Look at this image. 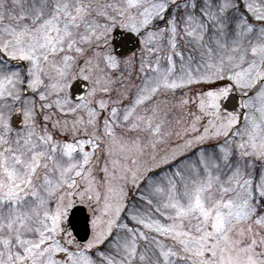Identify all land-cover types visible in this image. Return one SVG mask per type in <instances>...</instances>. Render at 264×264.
Returning <instances> with one entry per match:
<instances>
[{
    "label": "snow or ice",
    "instance_id": "obj_1",
    "mask_svg": "<svg viewBox=\"0 0 264 264\" xmlns=\"http://www.w3.org/2000/svg\"><path fill=\"white\" fill-rule=\"evenodd\" d=\"M0 264H264V0H0Z\"/></svg>",
    "mask_w": 264,
    "mask_h": 264
}]
</instances>
